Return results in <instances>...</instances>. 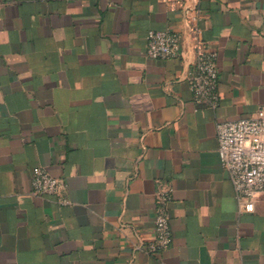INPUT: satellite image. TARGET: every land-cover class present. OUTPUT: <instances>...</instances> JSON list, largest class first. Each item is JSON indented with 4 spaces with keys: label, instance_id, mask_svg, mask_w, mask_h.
Returning <instances> with one entry per match:
<instances>
[{
    "label": "crops",
    "instance_id": "obj_1",
    "mask_svg": "<svg viewBox=\"0 0 264 264\" xmlns=\"http://www.w3.org/2000/svg\"><path fill=\"white\" fill-rule=\"evenodd\" d=\"M192 26L216 110L189 90ZM166 29L179 56L147 58ZM262 106L264 0H0V264H264V195L239 213L216 137ZM37 167L58 195L31 193ZM162 189L173 241L149 254Z\"/></svg>",
    "mask_w": 264,
    "mask_h": 264
},
{
    "label": "built area",
    "instance_id": "obj_2",
    "mask_svg": "<svg viewBox=\"0 0 264 264\" xmlns=\"http://www.w3.org/2000/svg\"><path fill=\"white\" fill-rule=\"evenodd\" d=\"M169 4H175L169 1ZM195 36L194 73L188 78L189 90L196 103L204 102L212 110L218 109L219 70L217 53L205 48L198 39L200 30L192 26ZM180 37L173 30H150L146 35V57L152 60H170L179 56ZM218 160L233 185L240 214L252 213L255 201L264 195V106L257 115L238 120L216 122ZM64 188L62 181L50 175L44 168L34 169L31 178L32 194L36 196L58 195ZM171 191L162 189L155 195V217L152 242L143 249L154 254L170 247L173 241L168 217ZM61 203L66 204L65 200Z\"/></svg>",
    "mask_w": 264,
    "mask_h": 264
}]
</instances>
